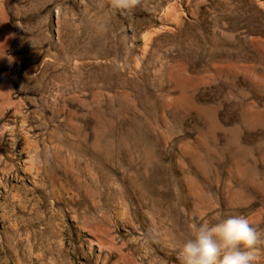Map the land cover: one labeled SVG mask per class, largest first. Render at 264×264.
Here are the masks:
<instances>
[{
  "label": "rangeland",
  "instance_id": "1",
  "mask_svg": "<svg viewBox=\"0 0 264 264\" xmlns=\"http://www.w3.org/2000/svg\"><path fill=\"white\" fill-rule=\"evenodd\" d=\"M258 84L264 0H0V264H179L233 216L264 264Z\"/></svg>",
  "mask_w": 264,
  "mask_h": 264
},
{
  "label": "clouds",
  "instance_id": "2",
  "mask_svg": "<svg viewBox=\"0 0 264 264\" xmlns=\"http://www.w3.org/2000/svg\"><path fill=\"white\" fill-rule=\"evenodd\" d=\"M140 0H110L113 9L129 11ZM260 234L243 216L221 219L211 225L193 227L182 244L179 264H259Z\"/></svg>",
  "mask_w": 264,
  "mask_h": 264
},
{
  "label": "bare ground",
  "instance_id": "3",
  "mask_svg": "<svg viewBox=\"0 0 264 264\" xmlns=\"http://www.w3.org/2000/svg\"><path fill=\"white\" fill-rule=\"evenodd\" d=\"M223 60H224V61L231 62V61H234V58L231 57V56H226V57L223 58ZM177 88H178V90H179V92H180V88H179L178 84H177ZM253 89H254V92H255V93H261L262 91H264V89H263V85H261V84L253 85ZM258 101L264 103L263 100H258ZM255 114H256L257 116H260V115H261V112L258 111V112H256ZM255 114H254V116H255ZM100 117H101L102 121H104V123H107V124H106L107 126H109V125H113V123H112V122L110 121V119L107 117V114H104V116H100ZM257 124H259V123H255V125H257ZM97 125H98V122H97ZM219 128H220V126L218 127L215 123H213V122H209L207 129H205V131L201 132L202 137H203V138L211 137V138L215 139V137H216V133H215V132H216L217 130H219ZM10 140H11V139H10ZM10 144H12V140H11ZM96 144H97V141H96ZM85 156H86L87 158L89 157V155H87V154H86ZM78 167H80V165H79Z\"/></svg>",
  "mask_w": 264,
  "mask_h": 264
}]
</instances>
